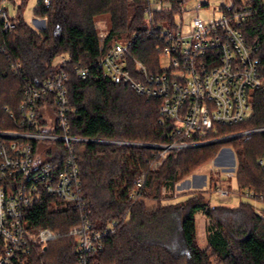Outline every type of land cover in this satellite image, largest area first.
Instances as JSON below:
<instances>
[{"label":"trees","instance_id":"16d2710c","mask_svg":"<svg viewBox=\"0 0 264 264\" xmlns=\"http://www.w3.org/2000/svg\"><path fill=\"white\" fill-rule=\"evenodd\" d=\"M9 1H16L17 7L10 16L15 21L12 29L4 31L0 20V128L17 127L4 106L16 107L25 81L38 86L62 70L67 74V121L71 134L142 143L170 140L172 123L159 122L158 101L112 80L96 64L115 42L137 35L131 50L150 65L157 42L156 26L172 25L179 7L189 0H163L171 9L155 11L151 19L145 7L155 0H51L48 6L37 1L33 14L46 16L43 28L24 19L28 0ZM260 1L235 0L254 7L245 30L250 40L261 38L258 56L263 82L252 91L251 113L239 125H215L205 138L238 128L264 126V10ZM99 18L107 19L101 50L95 26ZM14 64L18 70L12 69ZM76 66L90 68L97 77L82 79ZM254 133L225 142L169 150L155 168L152 165L159 159L156 148L76 143L74 150L89 220L98 227L116 221L102 251L93 257L94 263L264 264V219L250 202L213 205L201 194L203 189L186 191L187 196L179 200H174L173 194L180 179L216 156L225 144L232 146L236 155L238 190L264 192V174L257 163L264 153V132ZM45 145V159L57 161L63 156V151L53 149V144ZM141 173L145 174L144 183L138 187L134 180ZM208 179L211 188V173ZM150 199L155 202L147 204ZM198 214L205 219L204 246L197 239ZM81 215L82 210L55 197L44 194L34 200L24 214L29 226L48 227L56 235L45 250L35 245L29 253L16 258L14 264H79L69 230L81 222Z\"/></svg>","mask_w":264,"mask_h":264},{"label":"built area","instance_id":"2783aa9c","mask_svg":"<svg viewBox=\"0 0 264 264\" xmlns=\"http://www.w3.org/2000/svg\"><path fill=\"white\" fill-rule=\"evenodd\" d=\"M38 1L46 6L51 2ZM6 2L10 1L0 0V20L4 31L15 25L6 9ZM260 2L264 10V0ZM11 3L17 7L16 1ZM169 9L168 2L155 0L145 7V12L151 19L153 12ZM254 11V7L237 4L235 0L218 4L196 0L195 7H179V17L173 19L172 25L156 26L157 42L150 65L131 50L137 35L128 41L115 42L99 58L97 68L112 80L158 101L159 122L172 123L170 140L164 143L73 135L67 121L66 72L61 70L45 78L38 86L25 81L16 107L4 106L17 127L0 128V264H14L16 258L29 253L35 245L45 250L48 241L55 237L56 233L48 227L31 228L24 217L27 207L44 194L82 210L81 222L72 226L69 234L74 237V252L79 264H95L93 257L102 251L103 242L114 231L116 221L98 227L89 220L74 150L76 143L156 148L159 159L152 165L155 168L169 150L225 142L249 133L264 132V126H260L205 138L215 125H236L251 113L252 91L262 84L259 71L261 57L258 56L261 38L257 36L250 40L245 30ZM38 18L46 20V16ZM105 35L104 25V30L98 31L100 50ZM17 67L14 64L12 69L18 70ZM76 69L82 79L97 77L96 72L88 67L76 66ZM48 143L53 144V149L63 151V156L57 161L43 157ZM257 163L264 174V153ZM211 171L214 177L211 189L221 199L233 196L234 191L220 170L211 168ZM226 175L231 178L232 174ZM144 177L145 174L141 173L134 180L138 187L143 185ZM205 178L208 179L207 175ZM200 187L196 186V189H202ZM242 194L264 201V192L242 190ZM257 212L264 219V211Z\"/></svg>","mask_w":264,"mask_h":264},{"label":"rangeland","instance_id":"374dc122","mask_svg":"<svg viewBox=\"0 0 264 264\" xmlns=\"http://www.w3.org/2000/svg\"><path fill=\"white\" fill-rule=\"evenodd\" d=\"M37 1L38 0H28L26 6L23 9L24 19L29 24H31L33 26H35V24L33 23V17H34L33 16V8L35 7V4L37 3ZM221 1H228V0H209L210 3L214 2L216 4H218ZM195 4H196V0H189L185 4V7H195ZM5 6H6V9L8 10V13L10 15H12L16 11V7H13V4L11 2H6ZM178 17H179V15L177 14L176 19ZM106 18L108 19V17H106ZM106 20H105V18H99L95 21V26L98 29V31H99V29L104 30V25L106 28ZM124 40L125 39H123L122 42H124ZM147 46H148V44L144 45V47H147ZM11 78L12 77L10 76V78L8 80H11ZM228 148H230V149H228ZM236 164H237V161H236L234 149L228 144L223 145L220 148V150L218 151V153L216 154V156H214L210 160L198 165L188 175H186L185 177H183L182 179H180L176 183L175 191L173 193L174 196H176L174 198V200L184 199L187 196V194H185L186 191H192V189L196 190L195 189L196 186L201 185L202 187H200V188H203V189L205 188L204 189L205 191L201 194L205 197L206 200H209V202L213 205H220L221 204V205H228V206H236L241 201H243V202L247 201V202H250L257 211H264V201L263 200L253 198V197H249L246 194H242V191L238 190L237 184H236V179H235V172H234L236 169ZM211 168L219 169L221 174L223 175V178L226 177L225 179L227 181L229 179L228 182L230 183V187L234 191L233 196H230V197L225 198V199H221L216 194L215 190L211 189L209 187V185L207 184L208 179L205 178V180H206L205 181L204 177H205V175H207V177H208L210 173L212 174V171L210 172ZM227 173L232 174L231 178H227V175H226ZM228 182H226V183H228ZM238 192L240 193L239 194L240 197H238L239 195H237ZM154 202H155V200H153V199L146 201L147 204H153ZM198 217L199 216H197V218ZM197 235H198L197 237H199V238H197L198 243L201 246H204L206 244L205 232H203L202 223L200 221L198 222Z\"/></svg>","mask_w":264,"mask_h":264},{"label":"crops","instance_id":"0c3cea01","mask_svg":"<svg viewBox=\"0 0 264 264\" xmlns=\"http://www.w3.org/2000/svg\"><path fill=\"white\" fill-rule=\"evenodd\" d=\"M33 23L35 24L36 28H43L45 26V20L39 19L38 16H35L33 14ZM198 218L196 219V225H197V231H198V222L200 221L202 223L203 232L205 231V219L203 215L198 214Z\"/></svg>","mask_w":264,"mask_h":264},{"label":"bare ground","instance_id":"6f19581e","mask_svg":"<svg viewBox=\"0 0 264 264\" xmlns=\"http://www.w3.org/2000/svg\"><path fill=\"white\" fill-rule=\"evenodd\" d=\"M262 82H263V80H262ZM252 110V109H251ZM241 123V122H240ZM239 123V124H240ZM239 124H236V125H239ZM227 126V125H226ZM229 126V125H228ZM231 126V125H230ZM233 126V125H232ZM216 127V126H215ZM237 128V127H236ZM233 129V128H232ZM238 129H240V128H238ZM237 129V130H238ZM241 129H242V127H241ZM247 129V128H246ZM236 130V131H237ZM227 131H229V130H227ZM231 131V130H230ZM226 132V131H225ZM234 132V131H233ZM231 133V132H230ZM260 133V132H259ZM252 134V133H251ZM255 134V133H254ZM238 137H240L241 138V136H238ZM232 147V146H231ZM220 149V148H219ZM228 149H230V148H228ZM236 156V155H235ZM235 172V171H234ZM194 173V172H193ZM198 174V173H197ZM200 174V173H199ZM204 175V174H203ZM195 176V175H194ZM226 176V175H225ZM196 177V176H195ZM234 177V176H233ZM226 178V177H225ZM236 179V178H235ZM206 181V180H205ZM228 182V181H227ZM195 187V186H194ZM202 187V186H201ZM240 188V187H239ZM196 189V188H195ZM203 189V188H202ZM205 189V188H204ZM208 189V188H207ZM213 189V188H212ZM251 189V188H250ZM193 190V189H192ZM198 190V189H197ZM200 190V189H199ZM232 190V189H231ZM240 191H242V188H241V190ZM182 192V191H181ZM191 192H193V191H191ZM240 194V193H239ZM238 197H240V195L238 196ZM254 209V208H253ZM262 210V209H261ZM258 214V213H257ZM203 215V214H202ZM205 229V228H204ZM197 238H199V237H197ZM206 238V237H205ZM206 240V239H205ZM207 242V241H206ZM202 248V247H201ZM73 249H74V247H73Z\"/></svg>","mask_w":264,"mask_h":264},{"label":"water","instance_id":"95a60500","mask_svg":"<svg viewBox=\"0 0 264 264\" xmlns=\"http://www.w3.org/2000/svg\"><path fill=\"white\" fill-rule=\"evenodd\" d=\"M228 141V140H227Z\"/></svg>","mask_w":264,"mask_h":264}]
</instances>
